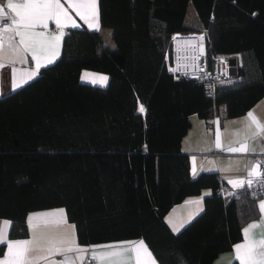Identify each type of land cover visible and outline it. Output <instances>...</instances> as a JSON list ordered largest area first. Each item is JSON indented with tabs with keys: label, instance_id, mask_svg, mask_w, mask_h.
<instances>
[{
	"label": "trees",
	"instance_id": "16d2710c",
	"mask_svg": "<svg viewBox=\"0 0 264 264\" xmlns=\"http://www.w3.org/2000/svg\"><path fill=\"white\" fill-rule=\"evenodd\" d=\"M112 46L85 28L65 32L58 59L0 98V220L27 237L30 212L62 208L79 246L142 241L157 264H211L257 220V200L218 194L216 173L192 179L180 143L190 116L246 114L264 98V0H98ZM192 11L198 26L186 22ZM206 29L208 59L237 55L234 78L211 97L173 78L174 33ZM108 77L81 83V71ZM143 106L144 111L140 108ZM203 189L204 210L179 233L164 216ZM4 246L0 245V257ZM236 264V263H233Z\"/></svg>",
	"mask_w": 264,
	"mask_h": 264
},
{
	"label": "crops",
	"instance_id": "0c3cea01",
	"mask_svg": "<svg viewBox=\"0 0 264 264\" xmlns=\"http://www.w3.org/2000/svg\"><path fill=\"white\" fill-rule=\"evenodd\" d=\"M10 2L24 5L30 0H0V35L3 39V49L0 50V98L33 81L43 68L53 64L60 56L62 39L69 29L85 28L97 32L106 45H113L110 31L100 25L98 0H95V8L90 6L91 0H83L86 5L81 9L84 18L69 6L70 0H60L66 15L60 16L59 26L55 15L47 20L29 16L28 13L33 10L22 7L13 10L8 7ZM17 12L21 15H17ZM97 14L98 30L95 26ZM22 16L23 23L20 22ZM25 24L31 26L25 27ZM17 32L24 34L26 44L29 45L27 48L21 43V36ZM37 61L41 65L39 68ZM79 80L84 84L104 88L108 77L83 70ZM249 112L254 114L258 123L248 117ZM189 119L190 128L181 140L180 148L181 151L190 153L189 172L192 179L201 173H216L225 186L240 188L248 186L257 178L260 162L264 157V98L237 118H225L222 107L221 115L207 122L194 115ZM231 149L241 150L233 152ZM210 195L209 189H203L199 195L187 197L174 205L164 216L169 230L177 234L185 228L203 212L204 199ZM262 202L264 198L257 200L259 218L244 225L241 240L233 244L229 251L219 254L211 264H264V255L252 256L248 249V246L254 245L255 252L264 253V245L260 243L264 241V211L260 208ZM250 225L259 226L250 228ZM10 227L9 220H0V230L7 233L6 239L0 243L4 246L0 264H152L153 261L157 264L152 255L148 257L147 253L150 251L144 243L147 252L135 247L142 242L140 240L79 246L74 226L67 221L62 208L28 213L27 237L24 239L10 240ZM25 241L31 243H21ZM238 245L246 246L241 248L239 256L236 251ZM21 251L23 255H18Z\"/></svg>",
	"mask_w": 264,
	"mask_h": 264
},
{
	"label": "built area",
	"instance_id": "2783aa9c",
	"mask_svg": "<svg viewBox=\"0 0 264 264\" xmlns=\"http://www.w3.org/2000/svg\"><path fill=\"white\" fill-rule=\"evenodd\" d=\"M207 47L206 29L174 33L164 54V65L167 73L175 79L185 78L201 83L205 94L211 97L216 86L234 78L238 57L222 55L208 59ZM243 190L255 200L264 198V157L261 159L257 178L248 186L229 188L219 180L218 194L225 200L240 197Z\"/></svg>",
	"mask_w": 264,
	"mask_h": 264
},
{
	"label": "snow or ice",
	"instance_id": "6c2138e0",
	"mask_svg": "<svg viewBox=\"0 0 264 264\" xmlns=\"http://www.w3.org/2000/svg\"><path fill=\"white\" fill-rule=\"evenodd\" d=\"M69 6L72 7L75 11H77V13L79 15L83 17V13L81 12V9L83 7H85L86 5L84 4L83 0H70L69 2ZM91 7L95 8V0H91ZM9 8H12L13 10H16L18 7H22L25 9H31L33 10L32 12L28 13L29 16H35V17H39L43 20H47L50 19L53 15H55L56 17V23L59 26L60 25V16L61 15H66V12L63 8V6L60 3V0H30L29 3H26L24 5H16V4H12L11 2L8 4ZM43 9L45 11L40 12L38 10ZM17 15H21L20 12H17ZM21 23L24 22V18L22 16V19L20 21ZM13 23H16V21H13ZM31 25L29 24H25V27H29ZM75 26V25H73ZM92 25H90L91 27ZM97 30L99 28V20H98V14H97V19H96V24H95ZM17 35L21 36V43L25 44V47L27 48L29 45L26 44L25 41V37L23 33L17 32ZM60 37H54V39H59ZM29 39H31V37H29ZM3 49V39H2V35H0V50ZM35 58V56H34ZM51 62V61H49ZM41 65L39 64V62L37 61V68H39ZM33 75H35V73H33ZM101 79H106V78H101ZM140 111L143 112L144 108L143 106H141ZM248 117L252 118L254 122L258 123V121L255 120L254 114L252 112L248 113ZM245 146H242V148H244ZM241 149H231V151L236 152V151H240ZM260 208L262 211H264V202H262L260 204ZM259 225H250V228H255L258 227ZM177 230L178 229H174ZM246 236L248 233V229L245 230ZM7 233L3 232V230H0V243H2L5 239H6ZM24 245H28L31 242L30 241H25V242H21ZM262 245H264V241L260 242ZM137 248H143L145 252H147L146 247H144L143 242H140L139 245L135 246ZM246 247L245 245H238L236 248V251L238 253H240L241 248ZM249 252L252 254V256H259V255H264V253H257L255 252V246L251 245L248 246ZM9 250H12V245H9ZM26 250V249H25ZM18 255H23V252H18ZM148 257H151V253H147ZM251 258V257H250ZM137 259L139 260V257H137ZM152 264H154V261L152 262Z\"/></svg>",
	"mask_w": 264,
	"mask_h": 264
},
{
	"label": "rangeland",
	"instance_id": "374dc122",
	"mask_svg": "<svg viewBox=\"0 0 264 264\" xmlns=\"http://www.w3.org/2000/svg\"><path fill=\"white\" fill-rule=\"evenodd\" d=\"M186 22H187V24L188 25H190V26H198L197 25V21L195 20V18H194V14H193V12L190 10L189 12H188V14H187V18H186ZM200 29H198V30H196V31H190V32H197V31H199Z\"/></svg>",
	"mask_w": 264,
	"mask_h": 264
}]
</instances>
